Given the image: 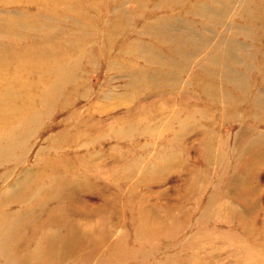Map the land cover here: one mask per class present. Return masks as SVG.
<instances>
[{
  "label": "rangeland",
  "instance_id": "rangeland-1",
  "mask_svg": "<svg viewBox=\"0 0 264 264\" xmlns=\"http://www.w3.org/2000/svg\"><path fill=\"white\" fill-rule=\"evenodd\" d=\"M61 1L0 0V264H264V4Z\"/></svg>",
  "mask_w": 264,
  "mask_h": 264
},
{
  "label": "bare ground",
  "instance_id": "bare-ground-1",
  "mask_svg": "<svg viewBox=\"0 0 264 264\" xmlns=\"http://www.w3.org/2000/svg\"><path fill=\"white\" fill-rule=\"evenodd\" d=\"M129 2H127V1H125L126 2V4H127V6H129V3H130V0H128ZM149 1H151L152 3H153V7H155V6H161L162 8L164 7L165 8V10L167 9V10H172V9H174V8H183V7H185V8H183L181 11H184L185 13L186 12H189V13H193V10H194V7H193V5L197 2L198 3V1L197 0H182V1H179V2H176V1H169V0H158V1H160L159 2V4L157 3L158 1L157 0H149ZM215 0H212V2H214ZM260 1H261V3H260ZM259 1V8H261L260 7V5L261 4H264V0H260ZM53 2H54V4H53ZM104 2V1H103ZM133 3H134V5L136 6V7H139L140 6V2H139V0H133ZM100 4V3H99ZM115 4H116V0H115V2L114 3H112V5H110L109 7H107L105 10L110 14V13H112V10H114V7H115ZM219 4H220V2H219ZM62 7L63 6H66L67 5V1L66 0H62L61 1V4H60ZM52 6H53V8H55V0H52ZM93 7V6H92ZM101 7H102V5H101ZM116 7H118L119 9L120 8H124V7H126V6H124L123 5V1H121L119 4L117 3V5H116ZM263 7V6H262ZM244 11V10H243ZM263 14V13H262ZM264 15V14H263ZM260 18V17H259ZM256 18V20H257V23L256 22H254V17H253V15H252V18H250V19H246L245 17H242V22L244 23L243 25H242V27H240V30H239V32H237V35H241V37H248L249 36V34H248V29H247V26H251V27H261L263 24H264V16H262V18ZM125 19H127V16H125ZM162 21H167L166 19H160L159 20V22H162ZM10 21L9 20H7L6 21V24H8ZM222 24V26H224L225 25V23H221ZM258 24V25H257ZM23 25V27H25V25L24 24H22ZM21 25V26H22ZM149 27V26H148ZM6 28L7 29H12V26L10 25V24H8L7 26H6ZM235 29H237V27L236 28H234V30ZM181 37V41L183 42V40L185 39V38H187L188 36L187 35H181L180 36ZM212 39V38H211ZM233 38L231 37V40H230V42H233L234 41V39L232 40ZM219 39H217V41H218ZM179 41V40H178ZM177 41V42H178ZM210 41V40H209ZM216 43H218V42H216ZM240 43V42H239ZM215 44V43H214ZM178 47V53H179V55H181V50H182V48L180 49V47L179 46H177ZM239 47H241L242 49L244 48V43H241L240 45H239ZM171 48V47H170ZM199 48H202V47H199ZM217 48V47H216ZM219 48V47H218ZM228 50V49H227ZM201 50H198V48H196V49H194L193 51H191V53L190 54H188V53H182L183 54V56H185L187 59H191V60H193V58L192 57H196V56H198V55H200V52ZM262 51L264 52V46L262 47ZM224 53H225V50L222 48V50L221 51H219L218 53L216 52V53H214L213 55H211V64H214V65H225L224 63H223V61H222V59H223V56H224ZM227 54L228 55H231L229 52H227ZM185 58V59H186ZM195 59V58H194ZM182 60H184V59H182ZM190 60V61H191ZM181 61V60H180ZM184 63V62H183ZM224 69H225V71L228 73L229 72V69H228V67H226V65H225V67H224ZM242 78V77H241ZM2 81V80H1ZM226 81H230V79H226ZM264 83V82H263ZM6 90H8V89H6ZM53 95L54 94H51L50 92H47L46 94H44V96L46 97V96H48V97H53ZM56 95V94H55ZM6 96H11V94L8 92V91H4V92H0V108L1 107H5V106H7L8 105V102L7 101H5L3 98L4 97H6ZM12 97V96H11ZM7 98V97H6ZM30 106V105H29ZM14 108H16L15 106L13 107V109ZM11 109V108H10ZM4 110V109H3ZM16 116L14 117V119L15 120H18V119H20L19 120V122L20 121H22V120H25L26 118H28V117H30L29 115H24V116H20L19 114H18V112L16 111V109H14V111H12ZM10 127H5L4 129H9ZM14 129V128H13ZM14 138V137H13ZM12 138V139H13ZM8 141V140H7ZM13 143V142H12ZM9 146H12V144H10ZM7 148V147H6ZM8 148H10V147H8ZM8 151V149H5L4 148V150L3 149H0V154H2V155H4L6 152ZM7 157V156H6ZM34 174V173H33ZM7 189V188H6ZM38 189H40V187H38V188H29V192H26V193H24L23 195H22V197L20 198V200L17 202V203H15V205L16 206H18L19 207V209L17 210V211H15L14 213H13V215H16V217H18V216H20V213H24V214H27L28 213V211H27V209H29L30 208V206L29 207H24L23 205H25L26 204V202H28V200H32L35 196H34V194L37 192V190ZM36 195V194H35ZM42 203V202H41ZM17 207V208H18ZM21 207V208H20ZM23 207V208H22ZM10 212V211H9ZM18 215V216H17ZM52 232L50 231V232H47L46 233V235H45V237H44V241H47V242H52V241H54L55 239L57 240V238H56V236H54V234H51ZM28 235V234H27ZM9 239V238H8ZM81 240V239H80ZM58 241V240H57ZM57 241H56V243H57ZM21 244V245H20ZM23 245H25L24 247L25 248H27V247H29L30 245H31V242H24V243H15L14 242V245H13V250L15 249V247L16 248H18V247H21V246H23ZM67 245H69V243L67 244ZM2 245H0V247H1ZM63 246H65V245H63ZM4 249H8L9 248V246H6V243L2 246ZM57 247V246H56ZM66 247V246H65ZM54 248V247H53ZM48 249V248H47ZM46 250V249H45ZM48 251V250H47ZM4 254H6L5 252H4ZM37 256H38V249H35L34 250V253H32L31 255H29V256H26V257H24L23 258V262L24 263H33V262H35L36 261V259H37Z\"/></svg>",
  "mask_w": 264,
  "mask_h": 264
},
{
  "label": "crops",
  "instance_id": "crops-1",
  "mask_svg": "<svg viewBox=\"0 0 264 264\" xmlns=\"http://www.w3.org/2000/svg\"><path fill=\"white\" fill-rule=\"evenodd\" d=\"M249 122V123H248ZM248 122H246L247 124H244V126L246 125H249V126H253L254 127V125H253V123L251 122V121H248ZM227 123V122H226ZM209 125V124H208ZM243 125V124H242ZM251 130H253V129H247V133H249ZM234 140V145H233V147H232V149L234 150V151H238V152H242V151H240V149H241V147H242V144H243V142L241 141V140H239V139H233ZM216 144V143H215ZM214 144V145H215ZM239 156H242L241 157V159H240V157H238V159H240L239 161H238V159H237V161H233L234 163H239V164H241V163H244V166L247 164V161L248 160H250L251 159V161H254V165H253V167H248L247 165H246V167H244V168H242L240 171H243V172H240L239 173V171H236V172H234V170H232L233 172L231 173V174H234V176L235 175H238V174H243V173H246L247 172V169H249L250 168V170L253 172V174H259L258 172H255L253 169L257 166V163H263L264 162V156H262V158H258L257 156H250V155H247L246 153L245 154H243V153H239ZM260 175V174H259ZM259 178H261V176L259 177ZM263 179V178H262ZM261 179V180H262ZM222 181H223V183L225 184V186H226V179H225V177H223V179H222ZM258 183H256L255 182V180H253L252 181V184L253 185H259V183L261 184V181H257ZM220 184V183H219ZM228 184V183H227ZM230 184V183H229ZM238 186V185H237ZM260 186V185H259ZM257 242H259L258 240H257ZM263 243V242H262Z\"/></svg>",
  "mask_w": 264,
  "mask_h": 264
}]
</instances>
